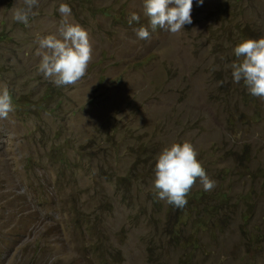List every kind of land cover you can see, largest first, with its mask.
<instances>
[{"label":"rangeland","instance_id":"374dc122","mask_svg":"<svg viewBox=\"0 0 264 264\" xmlns=\"http://www.w3.org/2000/svg\"><path fill=\"white\" fill-rule=\"evenodd\" d=\"M62 3L93 58L58 87L37 50L59 38ZM142 5L38 0L25 25L13 20L24 0H0V89L14 109L0 119V264H264V100L229 67L236 45L264 37V0H193L175 34L153 31ZM184 142L216 186L197 180L178 209L152 181L156 157Z\"/></svg>","mask_w":264,"mask_h":264},{"label":"clouds","instance_id":"9594fccd","mask_svg":"<svg viewBox=\"0 0 264 264\" xmlns=\"http://www.w3.org/2000/svg\"><path fill=\"white\" fill-rule=\"evenodd\" d=\"M26 7H15L13 20L28 24L32 9L38 0H24ZM204 0H197L202 5ZM193 0H143V14L153 31L157 28L172 34L178 33L184 25L192 24ZM59 13L65 18L56 35L39 38L37 55L41 58L38 71L45 79L56 86L76 84L86 74L93 58L89 34L79 24L67 21L71 9L60 4ZM140 16L133 12L128 23L139 21ZM137 38L147 40L150 36L146 27L135 29ZM236 60L229 65L233 82H243L249 94L264 100V37L246 39L233 49ZM13 100L4 86L0 89V119H8L13 112ZM197 180L203 190L212 191L216 182L210 179L197 160L193 146L184 142L165 147L156 157L152 186L160 200L176 208L187 205V195Z\"/></svg>","mask_w":264,"mask_h":264},{"label":"trees","instance_id":"16d2710c","mask_svg":"<svg viewBox=\"0 0 264 264\" xmlns=\"http://www.w3.org/2000/svg\"><path fill=\"white\" fill-rule=\"evenodd\" d=\"M50 93L53 94L52 92L46 93V94L43 96L42 101H44L46 98H49V97H50ZM48 106H49V105H48ZM204 193H205V192H202V195H204ZM188 194H190V196H189V198H188L189 201H190V200H193V199H196V197L199 195V193H198V192L195 193V192L193 191L192 188H191V190H190V192H189ZM187 204H189V202H188ZM178 209H179V208H178ZM206 222H208V220H207V221H206V220H204V221H200V222L198 223V225H196L195 227H197V229H198V228H201V227H204V224H206ZM175 234H176V231H175Z\"/></svg>","mask_w":264,"mask_h":264}]
</instances>
